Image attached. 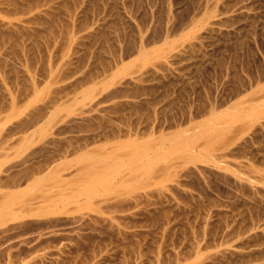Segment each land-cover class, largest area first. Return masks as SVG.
I'll return each instance as SVG.
<instances>
[{
	"label": "rangeland",
	"instance_id": "obj_1",
	"mask_svg": "<svg viewBox=\"0 0 264 264\" xmlns=\"http://www.w3.org/2000/svg\"><path fill=\"white\" fill-rule=\"evenodd\" d=\"M0 264H264V0H0Z\"/></svg>",
	"mask_w": 264,
	"mask_h": 264
}]
</instances>
